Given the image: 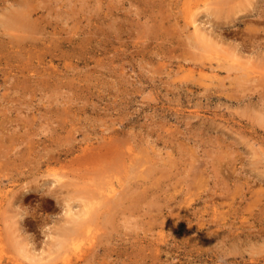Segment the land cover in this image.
Wrapping results in <instances>:
<instances>
[{
	"label": "rangeland",
	"instance_id": "rangeland-1",
	"mask_svg": "<svg viewBox=\"0 0 264 264\" xmlns=\"http://www.w3.org/2000/svg\"><path fill=\"white\" fill-rule=\"evenodd\" d=\"M29 1L35 29L0 20V256L264 264V0Z\"/></svg>",
	"mask_w": 264,
	"mask_h": 264
},
{
	"label": "bare ground",
	"instance_id": "bare-ground-1",
	"mask_svg": "<svg viewBox=\"0 0 264 264\" xmlns=\"http://www.w3.org/2000/svg\"><path fill=\"white\" fill-rule=\"evenodd\" d=\"M17 4H18V7H16L15 10H11L8 14H5L4 16V19H0L2 20V25L4 26H7L9 29L13 28L14 31H17V32H25V31H29L31 29H35L34 27L36 26V23L34 24V20L32 19V11L30 10L29 8V5L30 4V1L29 0H19L17 1ZM200 8V7H199ZM187 19H188V22L190 24H192V26L194 27L195 29V33H196V36L199 40L202 41V43H207V41L209 40V36L207 35V33L205 31H203L201 28H200V23H198L199 21V16L196 12V9H193L192 7H189L187 9ZM215 11V10H214ZM218 11V10H217ZM32 19V20H31ZM1 26V25H0ZM4 29H2L3 31ZM5 31V30H4ZM34 31V30H33ZM7 32V31H6ZM14 33V32H13ZM12 35V34H11ZM18 35V33H17ZM23 35V34H20V36ZM19 36V35H18ZM27 36V35H26ZM24 39V37L22 38ZM21 39V40H22ZM19 40V41H21ZM23 41V40H22ZM17 42V41H16ZM20 52V51H19ZM18 52V53H19ZM242 65V64H241ZM218 66H220V64H218ZM217 67V66H216ZM213 71H215L216 69H214V66L212 68ZM216 75V74H215ZM246 76H249V72H246L245 74ZM56 176V174H55ZM58 179V181L60 180L58 177L56 178ZM54 179V180H56ZM116 191H117V187L112 185L110 186V188H108L107 190L104 189V191H101L99 194H100V198H104L106 197L107 195H115L116 194ZM99 202V201H98ZM96 202V203H98ZM104 204V203H103ZM93 206H90L88 205L86 202L81 206V211L77 212V216L81 217V219L79 220L80 223L82 222H85L87 223L86 225V228H90V224H91V220H86L84 217H90V213L92 212V208ZM97 208V207H95ZM96 210V209H95ZM71 213H73V211L70 210ZM97 213V210L95 212V214ZM76 214V213H74ZM94 215V214H92ZM99 216V213L96 214ZM95 215V216H96ZM77 218V217H75ZM84 218V219H83ZM93 219V217H92ZM85 220V221H84ZM73 221V219H72ZM79 224V223H78ZM76 225V224H75ZM80 225V224H79ZM74 230V229H73ZM10 260V259H9ZM65 261L66 263L69 262V257L67 256L65 258ZM0 264H11V262L3 259L1 256H0Z\"/></svg>",
	"mask_w": 264,
	"mask_h": 264
}]
</instances>
